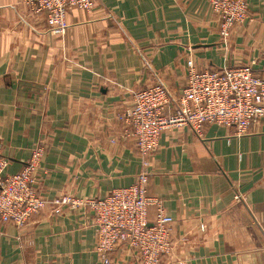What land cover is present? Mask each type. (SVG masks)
<instances>
[{
  "label": "crops",
  "instance_id": "1",
  "mask_svg": "<svg viewBox=\"0 0 264 264\" xmlns=\"http://www.w3.org/2000/svg\"><path fill=\"white\" fill-rule=\"evenodd\" d=\"M71 10L64 37L19 0H0V144L6 174L43 145L39 193L47 200L107 197L143 171L121 117L133 93L163 84L179 97L199 72L250 66L264 78V0L224 43L210 0H95ZM162 133L148 195L174 221V252L160 264H264V119L236 136L206 125ZM156 209H149L153 221ZM205 229L202 231L201 226ZM94 213L47 207L19 230L0 225V264H100ZM112 264H139L119 246Z\"/></svg>",
  "mask_w": 264,
  "mask_h": 264
},
{
  "label": "built area",
  "instance_id": "2",
  "mask_svg": "<svg viewBox=\"0 0 264 264\" xmlns=\"http://www.w3.org/2000/svg\"><path fill=\"white\" fill-rule=\"evenodd\" d=\"M248 0H210L220 19V36L228 43L233 30L250 21ZM31 14L46 13L47 23L59 37L67 34V13L80 10L92 13L95 0H19ZM187 82L179 97L159 83L133 93L132 104L121 117L126 134L137 141L143 171L136 182L113 190L107 197L80 199L71 196L45 199L38 190V173L45 147L37 146L22 171L6 174L8 159L0 144V225L12 224L23 230L30 220L52 207L54 214L64 207L88 208L94 213L96 253L100 264H112L111 253L125 246L139 264H160L175 249L174 219L166 213L162 201L149 197V168L163 132L188 127L201 136L206 125L235 128L244 136L250 126L264 119V78L252 67L226 68L221 71H197L189 64ZM156 215L149 220V209ZM204 231L205 227H200Z\"/></svg>",
  "mask_w": 264,
  "mask_h": 264
}]
</instances>
